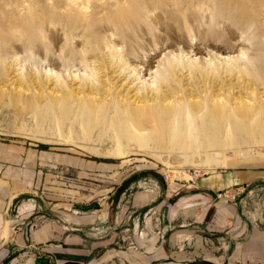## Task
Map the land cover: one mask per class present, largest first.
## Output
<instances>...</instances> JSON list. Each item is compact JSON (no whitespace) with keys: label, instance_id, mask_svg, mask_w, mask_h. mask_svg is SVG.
<instances>
[{"label":"rangeland","instance_id":"rangeland-1","mask_svg":"<svg viewBox=\"0 0 264 264\" xmlns=\"http://www.w3.org/2000/svg\"><path fill=\"white\" fill-rule=\"evenodd\" d=\"M81 2L87 4L86 11H81V7L79 11H74L67 5V0H0V46L4 48L0 63V163L1 171L8 173L6 179L10 184L9 195L17 192L13 188L16 185L23 188L38 187L36 194L39 193L45 199L57 200L64 197L73 206H79L86 200L93 203L101 194L122 192L125 181L120 180L123 177L130 179L147 174L157 178L158 185L162 187V179L193 181L216 170L237 168L256 173L243 177L246 188L238 195L242 194L243 206L253 214V218L256 217L253 220L261 222L263 218L260 215L264 213V142L253 140L252 143L239 144L234 151H227L229 158L225 159L224 164L221 162L215 166L213 162L205 163L204 152L190 153L171 149L167 140H160L158 149L148 150L134 137L118 143L97 132L92 134L91 140L73 137L72 131L66 126L54 125L47 115L35 114L37 105L31 90L24 92V100L22 97L17 101L12 98L15 96L13 87L17 89L18 86L17 83L13 84V79L21 74L31 73L28 75L30 79L36 76L43 78L50 68L65 76L70 73L74 76L75 72H80L81 75L87 73L83 67L81 71L75 66L68 70L61 63L55 62L54 58L61 54V48L68 47L69 41L67 43L66 37L60 35L64 29L67 35L81 33L88 27V20L93 17L92 11L96 12L94 18L102 28L110 21L109 18L120 17L127 11V14H133L135 7L138 22L130 30L133 40H127L128 44L144 53L152 46L168 43L171 47L174 43L177 45L174 54L188 65L184 69L185 73L190 75L195 85L222 88V92H225L233 83L231 93L237 94L241 90L240 95L244 99L254 101L256 98L254 108H264V0ZM159 12L162 17L158 16ZM170 24L174 25L175 31L171 30ZM172 33L175 38L171 37ZM74 47L79 48L76 45ZM170 47L155 57L152 71H145L141 67L140 78L137 79L139 83L145 76L148 85H157L153 71L157 69L159 61L165 60L166 54L172 55ZM235 59H239L242 66L247 68L248 75L238 69L226 71L227 62ZM200 62L211 64L199 72L196 67ZM191 64H195L194 68L197 70L191 72ZM243 83L253 84L256 94L250 95L243 88ZM239 85L242 87L239 88ZM31 86L33 90L36 84ZM199 98L201 97L197 99ZM259 116L264 120V114L260 113ZM9 169H19L20 175L14 177ZM193 169L199 172L193 174ZM37 183L38 186L35 187ZM145 188L154 186L136 183L134 189L124 192L125 195H130L136 189ZM155 221L158 222V219ZM151 230L158 238L164 236L158 227ZM210 246L201 243L197 247L177 248L157 256L150 252L149 247H140L131 241L113 249L112 253H116L115 255L97 264H133L134 260L145 264H159L201 258L222 264L230 248L228 238L226 241L223 238L216 239L220 257H215V250L210 255L207 253Z\"/></svg>","mask_w":264,"mask_h":264},{"label":"bare ground","instance_id":"bare-ground-1","mask_svg":"<svg viewBox=\"0 0 264 264\" xmlns=\"http://www.w3.org/2000/svg\"><path fill=\"white\" fill-rule=\"evenodd\" d=\"M67 5L74 11H79L80 7L81 11L88 8L81 0H67ZM128 12L109 18L110 21L101 28L94 18L96 12L92 11L88 27L81 33L67 35L64 29L60 35L66 37L67 43L69 41L68 47L61 48V54L54 58L55 62L68 70L75 66L79 71L83 67L87 73L81 75L75 72L74 76L71 73L65 76L50 68L43 78L36 76L30 79L28 75L31 73L21 74L13 79V84L18 86L17 89L13 87L15 96L12 99L20 100L25 91L31 90L37 105L35 114L47 115L54 125L66 126L73 137L79 139L91 140L94 132L105 134L117 143L134 137L148 150L158 149L159 141L167 140L171 149L204 152L205 163L213 162L215 166L223 163L228 157L227 151H234L239 144L252 143L253 140L264 142V120L259 116L264 114V108L253 107L256 98L254 101L244 99L240 95L241 90L237 94L231 93L232 82L226 93L222 92V88L195 85L190 75L185 73L188 65L174 54L177 49L174 43L171 47L168 43H161L144 53L128 44L127 40H133L130 30L138 22L136 8L133 14ZM158 16L162 17V13L159 12ZM170 25L175 31L174 25ZM171 35L176 37L173 33ZM54 41L56 43L55 37ZM169 47L172 55L165 53V60L159 61L153 71L157 85H148L145 76L139 83L137 79L140 78L141 67L152 71L155 57ZM3 49L0 46V63ZM207 65L200 62L198 67L191 64L189 68L191 72L197 69L202 72ZM235 69L249 74L239 59L229 60L226 71ZM31 84H36L33 90ZM246 84L243 88L250 95H255L253 84ZM180 263L170 261L159 264ZM133 264L145 263L134 260Z\"/></svg>","mask_w":264,"mask_h":264},{"label":"crops","instance_id":"crops-1","mask_svg":"<svg viewBox=\"0 0 264 264\" xmlns=\"http://www.w3.org/2000/svg\"><path fill=\"white\" fill-rule=\"evenodd\" d=\"M1 166L0 264H62L66 260L97 264L131 241L149 247L157 256L202 243L211 245L209 255L215 250V257H220L218 236L228 238L230 247L222 264H264V213L263 220L255 222L243 206L242 194L235 199L218 195L239 186L244 191L243 177L256 175L254 171L216 170L193 181L159 179L162 187L147 174L123 177L122 192L101 194L93 203L86 200L73 206L64 197L45 199L36 194L38 187L15 184L17 192L9 195L8 173ZM9 170L14 177L20 175L19 169ZM136 183L154 188L125 195ZM154 227L163 232L162 238L151 232Z\"/></svg>","mask_w":264,"mask_h":264},{"label":"water","instance_id":"water-1","mask_svg":"<svg viewBox=\"0 0 264 264\" xmlns=\"http://www.w3.org/2000/svg\"><path fill=\"white\" fill-rule=\"evenodd\" d=\"M62 264H86V263L77 260H66ZM180 264H220V263L212 259L201 258V259L183 261Z\"/></svg>","mask_w":264,"mask_h":264},{"label":"built area","instance_id":"built-area-1","mask_svg":"<svg viewBox=\"0 0 264 264\" xmlns=\"http://www.w3.org/2000/svg\"><path fill=\"white\" fill-rule=\"evenodd\" d=\"M199 172V170L197 169H193L192 170V173L193 174H197ZM243 187H236V189L234 191H228L227 189H224V190H221V191H218V195H222V196H226L230 199H235L236 196L243 191ZM254 220L256 219V217L253 218ZM218 239H222V236H218Z\"/></svg>","mask_w":264,"mask_h":264}]
</instances>
